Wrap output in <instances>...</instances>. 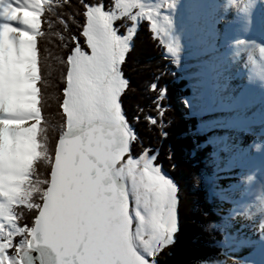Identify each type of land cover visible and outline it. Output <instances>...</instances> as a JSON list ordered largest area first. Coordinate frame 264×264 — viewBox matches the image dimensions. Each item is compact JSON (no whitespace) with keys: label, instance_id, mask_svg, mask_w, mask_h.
I'll list each match as a JSON object with an SVG mask.
<instances>
[{"label":"snow or ice","instance_id":"obj_1","mask_svg":"<svg viewBox=\"0 0 264 264\" xmlns=\"http://www.w3.org/2000/svg\"><path fill=\"white\" fill-rule=\"evenodd\" d=\"M76 4L80 31L71 36L72 47L62 57V127L55 142L50 136L45 146L38 190L27 206L17 205L26 210L28 223H19L24 211L18 215L0 198V264H162L160 258L171 255L180 230L179 188L156 162L158 148L141 147L133 155V145L143 140L124 113L128 81L121 69L138 20L148 22L152 38L167 52L174 54L175 48L142 0H108V7L104 0ZM57 18L66 25L62 16ZM122 21H131L132 27ZM55 36L64 40L60 32ZM260 52L264 55V48ZM48 86L53 87L50 72ZM148 89L158 93L150 106L162 116L163 89L155 79ZM44 116L41 109L42 124ZM132 119L139 122L140 116ZM145 120L157 124L154 116ZM259 226L264 228V221ZM200 227L212 246L215 233L227 224L206 221Z\"/></svg>","mask_w":264,"mask_h":264},{"label":"bare ground","instance_id":"obj_2","mask_svg":"<svg viewBox=\"0 0 264 264\" xmlns=\"http://www.w3.org/2000/svg\"><path fill=\"white\" fill-rule=\"evenodd\" d=\"M24 2L0 0V117L4 128L0 163L5 169L0 172V191L4 192H0V198L10 205L5 193L16 196L33 153L30 120L34 115L31 103L35 92L27 87V71L19 70L29 55V42L20 33L17 39L7 27L10 22L21 30L27 29L26 15L22 21L8 20L9 12L24 9ZM179 2L187 10V54L204 70L203 84L198 82L196 93L200 108L204 113L219 110V115L206 122L207 127L222 128L226 134L216 167L218 172L223 171L218 184L222 197V184L231 181V192L223 197L227 222L233 217L224 229L229 239L230 264H264V228L259 226V221H264V55L260 52L264 48V0ZM201 46L207 47L203 57ZM239 60L244 61L243 68ZM209 80L216 84V89ZM222 96L228 101L223 102ZM4 101L7 104L2 106ZM211 119L214 124H209ZM12 124L17 126L16 135L6 130ZM224 215L226 218L225 212ZM233 234L237 239H232Z\"/></svg>","mask_w":264,"mask_h":264},{"label":"rangeland","instance_id":"obj_3","mask_svg":"<svg viewBox=\"0 0 264 264\" xmlns=\"http://www.w3.org/2000/svg\"><path fill=\"white\" fill-rule=\"evenodd\" d=\"M47 1L48 0H23V10L16 9L12 10V12H9V14L11 13V16L8 18V20L12 22L22 21L23 15H26L28 21L26 30H21L16 25L13 26V24L10 22L7 23V27L10 31H12V34L17 39H19L22 34L28 39L29 55L27 58L23 59L19 70L27 71V87L30 89L33 88L35 92L33 101L31 103V107L34 110V115L30 120V135H32L31 137L33 144L31 146L33 153L30 156L28 163L25 165L24 175L21 181L22 184L16 196H11V194H8L7 196V193H5L7 197L6 199L11 201V207L15 212L19 209L17 208V205H28L29 200L32 197L27 195L35 193L33 189V183L38 190L37 180L39 177L37 176V172L43 170L44 162L47 158L48 148L45 146L48 145L50 136L52 137V142H55V138L58 137L63 121L59 109V103L62 99L60 89L63 87V83L61 82V70L63 71L64 68L62 57H66L68 50L72 46L67 45V47H65V54H57L55 48L57 45H59V43L57 41L54 42V37H51L50 33L52 30L54 32L56 30L60 32V26L62 29L67 25V30L73 28L75 25V22L73 23V15H76L74 8L75 0L71 1L69 5H67V3L65 8L61 6L60 9L59 6L57 10L55 8L53 11L55 13L54 16L61 15L66 17V25L59 23V26L57 27L54 25L48 26L47 30L43 34L42 40L38 41L39 47L42 45V49L40 51V62L42 64V70L40 73L41 79L39 81L40 98L38 99V88L35 84L37 79V63L36 56L34 55L35 47L33 46V43H35V36L37 34L36 27L38 26L39 22L41 5ZM106 1L105 7H108V0ZM89 2H96V0H89ZM142 3L154 10L157 15L158 23H163L168 37H170L173 42L175 52L174 54L167 52L164 45L160 44L158 40H155V42L157 41L156 43L158 44L159 53L157 52L155 56L156 65L154 67H150L148 64H141L143 63L140 62L141 59L136 58L139 56V53L135 54L137 56H132V53L129 55L128 53L132 50V47L130 48V50L126 53V59L123 62L121 69L123 76L128 81L125 93L122 96L123 109H126L124 101L125 94L128 92H135L139 94L137 95L139 98L137 97V101H132V105H134L133 116L139 113L138 107L136 106L140 105L145 109V112L154 115L156 118V125L147 124L145 120V114H143L145 116L143 121L140 119L139 122H136L133 121V116L131 118L129 116L132 110L130 108L128 110L129 112L126 110V117L129 123L138 125L137 128L140 130V133H136L141 138V140H143V142L150 140L152 145L156 146L158 149H162L163 153L159 151L156 161L162 165V171L164 169L168 170V173L172 176V179L178 185V188L180 185H182L181 189L179 188V196H181L182 199L178 204V210L180 207V214L182 215L180 217V221L182 226H190L189 224L193 226L190 227L195 233L196 239L200 238L197 248L198 250H201L197 253H193V255L191 253V255L188 257V253L180 252L181 244L179 243V251H177L180 253L177 254L172 251L171 256L168 259L161 257L162 264H201V261L205 260L220 262V264H230L231 257L230 251L228 250L229 239L226 238L224 228L222 226L225 225L228 220L227 211L225 209L226 199L224 201L223 197H225V194H230L231 191L228 185L231 184V181H228V184H222L224 186L221 190L223 192L222 197L218 190V184L222 179L223 171L218 172L216 167L220 163V152L221 149H224V142L222 141L226 134L222 128L211 129L207 127L206 122L213 116L215 117L216 115H219L217 114L219 110H214L212 113H204L201 109L202 105L200 104V100L196 95L198 89L197 84L198 82L202 83L203 77H201V72L204 70L198 62L196 64L193 63L187 54V52L190 50V41L187 39L189 36H186L185 34L187 29L186 25L188 24L187 10L184 7V3L180 4L179 0H142ZM20 6L22 7V2L20 3ZM52 14L53 13H51V15ZM164 18H167L166 21ZM129 22V25L126 24L127 21L118 23H124L130 28L132 27V22ZM136 26L134 31L136 30ZM120 31L123 33L125 28L122 27ZM18 33L21 35L19 36ZM145 33L142 34V38L148 39L149 37ZM150 35L152 36V33ZM137 42V46L139 45L145 47L144 39L142 41L141 39L137 40ZM205 49H207L206 46H201L200 48V55L202 57V52ZM47 56L49 58L46 60ZM239 61L241 62H239L240 66L243 68L244 61ZM53 63L58 66L56 67L59 70L58 74L54 73L56 68L54 69ZM165 68H167V70L164 71ZM215 71L216 67H213V74H216ZM49 72L51 74V79L53 80V87L51 90L48 86ZM172 72H174V74ZM54 76L57 78L55 79ZM241 77L242 76H239V78ZM154 79L157 83H159L158 86H160L161 82H165L164 86L162 87L164 91L163 99L161 101V105L164 107L162 116L157 114L154 111V108H151L150 106V101L154 98V94L151 95L153 92L149 91L148 86ZM209 82L211 83V80H209ZM211 85L213 89H216V84L214 82L211 83ZM50 91L52 93L51 96ZM255 93H258V90H256ZM221 98L223 102L228 101L226 100L225 96H222ZM143 100L147 101L146 106H143ZM6 104L7 101H4L2 106ZM37 105H40V110L42 109L45 113L43 124L41 123L40 118H38L39 112ZM128 107H130V105ZM0 108V112L2 113L3 107ZM212 120L213 119L209 121V124H214L211 123ZM8 127L9 128L6 130L12 132V135H16L17 126L12 124ZM3 129V124H1L0 117V147ZM161 133H164L165 135L162 136L160 135ZM15 141L16 140L12 141V144L14 143L13 145H15ZM164 141L167 143L165 144ZM141 147V142L138 140L133 145V155L137 154ZM248 149H250V147H248ZM174 156L175 161H178V166L176 169L174 168V170H169V161H172ZM3 167L4 166L2 163H0L1 173L5 170ZM163 172L166 175L168 174L166 171ZM238 173H240L239 170ZM178 174H180V176ZM231 179L234 182V179ZM0 186L3 187L1 181ZM189 186L191 187L188 189ZM0 192L1 194H4L3 191ZM208 192L210 193V201L207 199ZM23 197H25L27 202H25ZM203 212L208 213L207 217L202 215ZM224 212L226 214V218ZM24 213L25 214L21 221H27L26 223H28L26 210H24ZM206 221L214 222L217 226L222 227V231L220 233H215L216 240L215 244L212 246H209L211 241H209L207 235L201 232L200 226ZM231 237L232 239H237L235 234L231 235ZM179 240L180 236L178 238V241ZM170 249L173 250L174 247Z\"/></svg>","mask_w":264,"mask_h":264},{"label":"trees","instance_id":"obj_4","mask_svg":"<svg viewBox=\"0 0 264 264\" xmlns=\"http://www.w3.org/2000/svg\"><path fill=\"white\" fill-rule=\"evenodd\" d=\"M71 1H73V0H68V4L67 5H69L70 4V2ZM105 2H107L106 0H104V3ZM59 6H60V9H61V6L62 7H64L65 8V6H66V4H64V0H59V2H58V0H48L47 2H45L44 4H42L41 5V12H40V14H39V22H38V26L36 27L37 28V34H36V36H35V43H33V46L35 47V52H34V55L36 56V65H37V67H36V76H37V79H36V82H35V84H36V87H37V81H40V79H41V77H40V73H41V70H42V64H41V62H40V51H41V49H42V45H41V47H39V40H42V38H43V34L45 33V31L47 30V27L48 26H55V27H57V26H59V23L60 24H63V23H61V21L57 18L59 15H55L54 16V10H55V8H56V10H57V8H59ZM74 8H75V12H76V15L74 14L73 15V23L75 22V25L73 26V28L72 29H70V30H67V25L65 26V28L63 27L62 29H61V26H60V33L62 34V36L64 37V40L63 41H61L60 39H59V37H57V36H55V32H58L57 30L54 32L53 30H52V32L50 33L51 34V37H54V42L55 41H57L58 43H59V45H57L56 46V48H55V51L57 52V54L58 53H62V54H65V47H63V46H61L62 44H67L68 46H72V42H71V36L72 35H78L79 34V31H80V29H79V27H78V23L81 21V16L79 15V11H78V8H79V6L76 4V0H75V3H74ZM59 10V9H58ZM51 13H53L52 15H51ZM61 16V15H60ZM63 17V19H64V21H65V19H66V17L65 16H62ZM43 22V23H42ZM127 25H129L130 24V22L129 21H127V23H126ZM51 30V29H50ZM146 32V33H145ZM143 33H145L148 37V39H146V38H142V34ZM53 34V35H52ZM151 34V32H150V29H149V24H148V22L147 21H145V20H139L138 21V23H137V26H136V30L134 31V35H133V38L131 39V41H130V44H131V51L128 53L129 55L132 53V56H134L135 54H138L139 53V56H137V55H135V56H137L136 58L137 59H141L140 60V62H143V63H141V64H148L150 67H154L156 64H155V56H156V53L158 52V44L155 42V40L152 38V36L150 35ZM141 39V41L144 39V43H145V47H143V46H137V44H138V42H137V40H140ZM160 47V46H159ZM37 49H39V52L37 51ZM69 49V48H68ZM67 49V50H68ZM134 52V53H133ZM159 53V52H158ZM67 54H68V52H67ZM66 54V55H67ZM129 55H127V56H129ZM49 57L47 56L46 57V60L48 59ZM165 58H166V56H165ZM53 66H54V69L56 68V67H58V66H56L54 63H53ZM148 68V67H147ZM165 70H167V68H165L164 69V71ZM148 71V70H147ZM172 71V70H171ZM61 72H62V70H61ZM54 73L55 74H58L59 73V70H58V68H56L55 70H54ZM173 74H174V72H172ZM127 77V76H126ZM54 78L56 79L57 77H55L54 76ZM128 78V77H127ZM162 80H163V78H162ZM175 80V79H174ZM175 81H177V80H175ZM164 83L165 82H161V84H160V86L159 87H163L164 86ZM158 85H159V83H157ZM37 94H38V99L40 98V90H39V88H38V91H37ZM154 94V97L158 94V93H151V95H153ZM137 95H139V94H137V93H135V92H133V93H126L125 94V96H124V101H125V108L126 109H124V112H125V115L127 114L126 113V110L128 111L129 110V108L132 110V112H130V118L133 116V114H134V105H132V101H137V97L139 98V96H137ZM176 103V102H175ZM142 104H143V106H146L147 105V101H145V100H143V102H142ZM176 104H178V103H176ZM130 105V107H128ZM133 106V107H132ZM140 106V105H139ZM162 106V105H161ZM137 107V106H136ZM140 108H142L141 106L140 107H138V111H139V113H138V115L140 116V119L143 121L144 119V117L145 116H154V115H152V114H150V113H148V112H145V109H144V111L143 112H140ZM151 108H153V107H151ZM164 107H162V109H163ZM37 109H38V112H39V116H38V118H40V112H41V110H40V105H39V107H37ZM137 109V108H136ZM155 111V110H154ZM129 112V111H128ZM156 112V111H155ZM143 114H145V116L143 115ZM148 114V115H147ZM131 125H132V127L134 128V130L137 132V133H140V130L137 128L138 127V125H136V124H132L131 123ZM164 143L166 144L167 142H165L164 141ZM146 146H150L152 149H157V147L156 146H154V145H152L151 144V142H150V140H148L147 142H143V145H142V147H146ZM159 151L160 152H162L163 153V151H162V149H159ZM171 165H175V169L177 168V166H178V161H175V156L173 157V160L172 161H169V166H168V168H169V170H174L172 167H171ZM163 171H166L167 173H168V170H163ZM167 175H169V177L170 178H172V176L168 173ZM179 176H180V174H178ZM33 185H34V187H33V189H34V192H36L37 191V189H36V186H35V184L33 183ZM181 186L182 185H180L179 186V188L181 189ZM191 186H189L188 187V189L190 188ZM33 192V193H34ZM27 196H29V197H32L33 196V194H28ZM23 199L25 200V197H23ZM181 199H182V197L181 196H179V202L181 201ZM25 202H27V200H25ZM26 205V204H25ZM181 209H180V207H179V210H178V218H179V232L177 233V239H176V243H175V245H173L172 247H174V249L172 250V249H170V252L172 253V251L173 252H175V253H177V254H179L180 252H183V253H188V257H189V255H191V253H192V255H193V253H197V252H199V251H201V250H198V248H197V245H199V239L197 238L196 239V236H195V233L193 232V230L191 229V227L190 226H192L191 224H189L190 226H186V225H183L182 226V224H181V211H180ZM21 211H24V210H22V209H18V211H16L17 212V214L19 215L20 213H21ZM22 219V218H21ZM21 219H20V221H19V223L20 224H24V223H26L27 221H21ZM183 227V228H182ZM193 227V226H192ZM179 236H180V240L178 241V238H179ZM177 242H178V244H177ZM201 242H202V240H201ZM179 243L181 244L180 245V247H181V249H180V252H178L179 251ZM171 247V248H172ZM176 248V249H175ZM175 250V251H174ZM178 250V251H177ZM176 254V255H177ZM171 255H168V256H164V258H169ZM160 259H162V258H160Z\"/></svg>","mask_w":264,"mask_h":264},{"label":"water","instance_id":"obj_5","mask_svg":"<svg viewBox=\"0 0 264 264\" xmlns=\"http://www.w3.org/2000/svg\"><path fill=\"white\" fill-rule=\"evenodd\" d=\"M207 199H208V201H210V193L209 192H208V198Z\"/></svg>","mask_w":264,"mask_h":264}]
</instances>
